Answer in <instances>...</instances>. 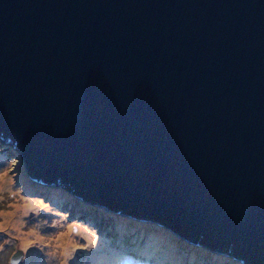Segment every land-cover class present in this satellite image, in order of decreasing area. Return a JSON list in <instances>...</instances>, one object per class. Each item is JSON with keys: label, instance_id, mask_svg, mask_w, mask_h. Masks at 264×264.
<instances>
[{"label": "water", "instance_id": "water-1", "mask_svg": "<svg viewBox=\"0 0 264 264\" xmlns=\"http://www.w3.org/2000/svg\"><path fill=\"white\" fill-rule=\"evenodd\" d=\"M1 138L35 181L264 264V0H0Z\"/></svg>", "mask_w": 264, "mask_h": 264}, {"label": "rangeland", "instance_id": "rangeland-1", "mask_svg": "<svg viewBox=\"0 0 264 264\" xmlns=\"http://www.w3.org/2000/svg\"><path fill=\"white\" fill-rule=\"evenodd\" d=\"M10 142V139H0V264H13L11 256L18 249L24 251L18 264H117L116 250L110 248L105 236L112 233L104 228L106 216L113 213L102 207L90 206L91 214L82 205V199L77 201L68 194L62 198L63 192H67L63 188L33 181L26 171L20 151ZM129 219L133 222V218ZM152 225H155L154 222L148 221L146 229ZM80 231L85 233L77 235ZM64 234L67 239L59 245L56 241L58 235ZM168 242L161 241L159 245L166 247ZM187 243L191 245L190 250L198 255L208 252L220 257L210 248H206V252L205 247ZM184 250L187 249L181 248L178 253L186 254ZM162 252L165 253L164 248ZM193 254V264H197L198 259H202L204 264H211L205 257ZM222 259H227L228 264H244L231 256ZM173 261L186 264V261L179 263L175 258ZM173 261L164 259L162 264ZM212 264H216V261Z\"/></svg>", "mask_w": 264, "mask_h": 264}, {"label": "trees", "instance_id": "trees-1", "mask_svg": "<svg viewBox=\"0 0 264 264\" xmlns=\"http://www.w3.org/2000/svg\"><path fill=\"white\" fill-rule=\"evenodd\" d=\"M55 184L57 185V183ZM33 185L37 186L36 183H34ZM58 186L67 191L66 193L63 192L62 198L66 197L65 194H68V196L72 195L70 194L72 188L69 185L60 183V185ZM54 192H57V190H54ZM106 217L107 219L105 221V225L109 223H116L118 227V230H114L116 232L114 236H108L105 234V236L108 237L107 240L109 242L108 244L110 248L116 250L115 262L117 264H154L153 260L155 262L157 261L156 264H162L164 259H170V261H173V258H175L176 261H179V263L181 261H186V264H193L191 255L193 253L194 256L198 255L197 252H193L192 250H190L189 247H191V245L189 243L172 234L170 231L159 227L156 224L149 226L148 229H146L147 223L145 222L133 219H131L133 220V222H131L129 218L121 215L117 216L116 220L114 217L108 215ZM136 228H138L139 230ZM166 240L169 241L168 243H166V247H162L161 245H159L162 244L161 241L164 242ZM163 248L165 253L162 252ZM181 248L187 249L184 250L186 254L178 253V250H180ZM204 250L207 252V249ZM177 253L179 255L173 257ZM201 255L198 256H200V258L205 257V259H207L211 264L214 261H216V264H228V261H226L227 259H222L225 255L219 254L220 257H216L208 254V252L207 254L202 253ZM188 258L189 260H187ZM197 261V264L203 262L202 259H198ZM172 263L176 264L174 261Z\"/></svg>", "mask_w": 264, "mask_h": 264}, {"label": "clouds", "instance_id": "clouds-1", "mask_svg": "<svg viewBox=\"0 0 264 264\" xmlns=\"http://www.w3.org/2000/svg\"><path fill=\"white\" fill-rule=\"evenodd\" d=\"M30 177V176H29ZM33 181H35L32 177H30ZM36 182V181H35ZM44 184H47V183H44ZM48 185H51V186H56V184L55 183H53V184H48ZM58 185H60V184H57V186ZM71 194L75 197V199L77 200V201H79L80 199H82L83 200V198L82 197H80V196H78V195H76V194H74L73 193V189L71 190ZM84 202V203H83ZM82 205L86 208V209H88V210H86L87 212L89 211V208H90V206H92V207H102V206H100L99 204H96V203H94V202H85L84 200L82 201ZM83 207V208H84ZM102 208H104V207H102ZM91 209V208H90ZM105 210L108 212V211H110V210H107L106 208H105ZM90 212V211H89ZM110 212H112V213H114V211H110ZM91 214H93L92 212H90ZM121 216H124V217H128V216H126V215H123V214H121V213H119ZM128 218H131V217H128ZM93 219H96L94 216H93ZM133 220H138V219H136V218H133ZM138 221H141V222H145V223H148V221H142V220H138ZM154 224H156V225H158L157 223H154ZM158 226H160V225H158ZM160 227H162V226H160ZM164 228V227H163ZM164 229H166V228H164ZM175 235V234H174ZM181 239V238H180ZM183 240V239H182ZM185 241V240H184ZM205 249V248H204Z\"/></svg>", "mask_w": 264, "mask_h": 264}, {"label": "bare ground", "instance_id": "bare-ground-1", "mask_svg": "<svg viewBox=\"0 0 264 264\" xmlns=\"http://www.w3.org/2000/svg\"><path fill=\"white\" fill-rule=\"evenodd\" d=\"M120 214L119 213H117V212H114L113 213V215H110L111 217H114L115 218V220H116V217L117 216H119ZM107 228L108 229V231L110 230V232L112 233V234H110V236H114L115 234H116V232L114 231V230H118V227H117V224L115 223V224H111V223H109V224H107V225H105L104 226V228ZM82 233H85V232H79V234H77V235H80V234H82ZM113 233H115V234H113ZM60 236H62V238H63V240H61L62 238H60ZM58 235V239L56 240L58 243H59V245H62L63 244V242H64V239H67V238H65V234L64 235ZM70 241V240H69ZM68 244V243H67ZM66 244V245H67Z\"/></svg>", "mask_w": 264, "mask_h": 264}]
</instances>
